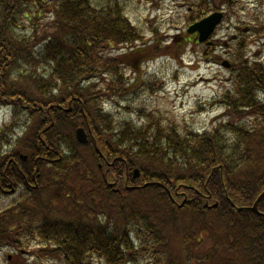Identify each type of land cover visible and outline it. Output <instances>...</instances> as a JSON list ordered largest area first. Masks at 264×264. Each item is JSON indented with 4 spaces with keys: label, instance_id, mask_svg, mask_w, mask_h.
<instances>
[{
    "label": "trees",
    "instance_id": "obj_1",
    "mask_svg": "<svg viewBox=\"0 0 264 264\" xmlns=\"http://www.w3.org/2000/svg\"><path fill=\"white\" fill-rule=\"evenodd\" d=\"M111 1L0 0V250L36 241L46 264H264V215L250 208L264 190V63L230 40L222 119L165 124L124 102L143 86L124 69L196 38L132 46L140 33Z\"/></svg>",
    "mask_w": 264,
    "mask_h": 264
},
{
    "label": "rangeland",
    "instance_id": "obj_2",
    "mask_svg": "<svg viewBox=\"0 0 264 264\" xmlns=\"http://www.w3.org/2000/svg\"><path fill=\"white\" fill-rule=\"evenodd\" d=\"M103 1L112 2L98 0L96 4L100 6ZM215 1L217 3V0L209 1L207 10L215 8ZM116 3L140 33V39L132 46L149 43L155 35L169 44L174 37L182 35L191 19L205 13L206 7H198V0H161L159 4L150 0H118ZM220 5L226 17L212 38L219 45L205 55L204 45L191 43L185 49L160 52L149 58L148 64L139 62L141 64L137 68L140 70L136 75L144 73L141 79L151 93L143 91L125 103L132 108L143 104L146 110H153L156 115L160 113L159 119L163 123L174 124L178 128L194 127L198 132L212 129L222 119L224 104L220 99L227 91L233 92L234 85L229 69L220 66V62H213L212 56H221V59L231 62L230 36L242 33V29L247 27L240 39L247 42L250 57L264 62V0H230ZM224 41L227 44L223 45ZM124 74L132 82L135 73L124 69ZM105 108L115 121H135L134 113H126L112 104L105 103ZM3 113L1 108L0 115ZM1 122L8 123L9 117L2 116ZM207 245H203L204 248ZM28 262L40 264L31 257H28Z\"/></svg>",
    "mask_w": 264,
    "mask_h": 264
},
{
    "label": "water",
    "instance_id": "obj_3",
    "mask_svg": "<svg viewBox=\"0 0 264 264\" xmlns=\"http://www.w3.org/2000/svg\"><path fill=\"white\" fill-rule=\"evenodd\" d=\"M222 18H223V14L221 12H213V13L209 14L208 16L202 18L201 20L191 24L187 28V32L190 34L197 32L198 33V38H197L198 41L204 42L211 36V34L214 32L216 26L219 24V22L221 21ZM207 44L211 45L212 43L207 42ZM221 64L225 67H229V65H230L227 60L223 61ZM76 137H77V140L81 143L87 142L86 135H85L83 129H81V128L76 130ZM134 174H135L134 176L138 175L137 170L134 171ZM263 195H264V191L258 196L256 201L254 202L253 209L256 210L257 203Z\"/></svg>",
    "mask_w": 264,
    "mask_h": 264
},
{
    "label": "flooded vegetation",
    "instance_id": "obj_4",
    "mask_svg": "<svg viewBox=\"0 0 264 264\" xmlns=\"http://www.w3.org/2000/svg\"><path fill=\"white\" fill-rule=\"evenodd\" d=\"M235 38V37H234Z\"/></svg>",
    "mask_w": 264,
    "mask_h": 264
}]
</instances>
